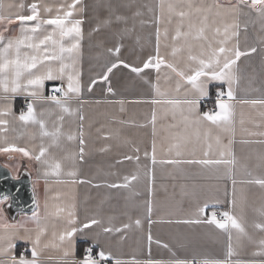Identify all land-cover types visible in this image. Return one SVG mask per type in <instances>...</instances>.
Returning a JSON list of instances; mask_svg holds the SVG:
<instances>
[{
  "label": "crops",
  "instance_id": "obj_1",
  "mask_svg": "<svg viewBox=\"0 0 264 264\" xmlns=\"http://www.w3.org/2000/svg\"><path fill=\"white\" fill-rule=\"evenodd\" d=\"M9 2L19 3L20 0H5V3ZM23 2L27 5L34 0ZM71 2L72 0H43V3L53 7ZM161 2L165 6L164 17L159 24L162 33L161 53L170 54L173 45L171 37L181 21L179 16L173 14L171 23H168V4L185 6L187 11L186 5L189 3H219L227 8L235 0H81L77 7H83L84 11L75 13L73 19L84 20V38L81 41L78 64L82 92L78 98L73 96L69 101V106L76 111L72 115L63 114V132L78 133L81 123L79 116H84L86 143L83 161L78 157L75 165L71 161H64L63 174L59 177L48 176L45 184L41 164L30 161L19 153L11 156L0 154V164L8 165L12 177L27 174L32 193L35 185V196L41 205L40 223L46 227L42 243L51 241L58 245L43 249L41 264H71L73 260L82 259L88 247H92L95 253L101 248L110 252L113 259L108 264H115L116 259L126 264H132L133 261L147 264L149 260L173 264L176 260L192 259L199 264H204L205 261L208 264H213L214 261H228L230 264H236L237 261L241 264L264 262V256L253 255L260 250L259 241L264 239V231L254 227L255 223L264 222V217L260 215V211L264 209V188L249 183L255 179H264V136L258 134L264 132V105L238 102L264 100V21L257 18L256 13L240 17V48L244 51L255 47L256 52L242 56L235 66L239 79L233 86L236 99L231 101L233 132L226 133L208 121L199 125L186 123L183 117L188 115L187 105L165 102L172 99L184 100L189 87L182 83L180 90L176 91L179 77L168 69L162 67L159 81L155 69H145L137 75L123 65L113 69L107 81L100 78L106 68L117 59L116 54L107 51L108 48L120 45L119 59L140 67L149 55L155 54L156 21L161 15ZM149 8L152 10L149 11ZM137 11L141 15L135 16ZM110 13L112 23L103 24L102 21ZM24 14H28L27 9ZM115 15H123L127 17V21L116 22ZM213 19H216L217 25L222 26V19L212 15L209 16V24ZM190 22L198 25V16L193 14L191 18L186 17L183 31L188 30ZM98 25L100 30L93 32ZM18 28V24L13 25V32H17ZM165 28L169 33L167 40L163 37ZM89 32H92L91 36ZM206 34L210 39L213 36L212 31ZM188 42L193 45V54H199V44L206 43L191 37ZM176 43L184 44V40ZM187 56L188 49L185 46L177 57L180 67H184ZM168 58L172 59L170 55ZM93 79L97 83L92 85V91H88ZM58 83L67 87L66 78L63 82L45 81L44 94L46 95L48 87ZM109 85L113 89L112 93L107 91ZM219 85L220 82L215 81L209 84L208 97H216ZM156 87H159L161 95H157ZM223 88L227 91V84ZM153 99L160 100L161 103L153 104ZM121 101L123 112L120 110ZM23 102H30L23 94L12 99L15 115L18 116L21 109L26 110L22 108ZM5 103L7 101L0 100V105ZM209 103L215 109V100L212 99ZM34 106L37 112L45 111L47 127L52 130L57 117L61 115L59 108L50 102L40 101L35 102ZM199 108L203 112L201 102ZM153 112L156 116L155 125L152 123ZM6 119L9 120L8 130L0 135L6 136L10 142L21 147H35L37 151L42 142L45 145L50 143V138L40 136L38 126L24 125L12 116ZM209 130L210 134L206 139L205 133ZM217 135L220 137V145L216 143ZM229 139L233 141L230 146L231 155L221 157L220 151L224 150L223 145H227ZM153 141L156 144L155 165L151 161ZM177 143L180 144L179 150L182 153L179 157L176 156L177 149L172 147ZM209 143L212 145L211 150L208 149ZM78 151V136L69 141L66 135L61 136L59 147L50 149L57 158ZM204 151H209L207 157L203 155ZM145 152L148 153L147 157ZM127 156H132L133 159H125ZM137 156L139 160L135 159ZM221 158L234 160V163L204 166L159 162L171 159ZM73 167L77 170V176H67L66 173ZM133 175L137 179L129 180L127 187H109L111 184H124V176ZM73 179L77 182L71 183ZM233 179L236 181L235 185L232 183ZM81 180L89 182L80 183ZM217 200L219 203H216ZM233 200L234 205L231 203ZM45 201L48 202L47 210L43 207ZM8 202L9 200L3 205V216L7 222L22 223L29 229L36 228L31 220L33 209L30 212L12 213ZM206 202L209 206L201 219L210 217L213 210L218 213V219L219 213L229 211L241 219L247 235H240L237 239L238 233L232 229V239L229 241L228 233L213 224L182 222L197 218L198 209ZM72 205L75 206L74 209L71 208ZM57 208H63L64 211L57 213ZM69 210L75 213L74 225L68 223ZM93 218L100 223L84 228ZM137 219L141 221L140 226L135 224ZM124 224H129L130 227L120 233L103 231L105 227L122 228ZM73 226L82 231H77L71 238L74 255L63 257V249L68 247V240L61 242L58 237L66 228ZM53 233L56 234L55 238ZM149 233L151 241L148 240ZM20 235H24L23 229L20 230ZM78 242L83 243L81 250L77 247ZM14 243V254L19 255L25 251L26 256L31 259L30 242L17 238ZM229 243L234 252L230 257ZM165 244L168 247H164ZM3 259L6 257L0 256V260Z\"/></svg>",
  "mask_w": 264,
  "mask_h": 264
},
{
  "label": "snow or ice",
  "instance_id": "obj_2",
  "mask_svg": "<svg viewBox=\"0 0 264 264\" xmlns=\"http://www.w3.org/2000/svg\"><path fill=\"white\" fill-rule=\"evenodd\" d=\"M81 4V0H72L71 3L60 4L56 7L43 3V0H34L30 4H25L23 0L19 3L9 2L5 3V0H0V100L7 101V103L0 105V133L7 132L9 120L8 116H12L14 119L20 121L24 125H36L39 128L40 136L50 138V143L45 145L43 142L37 149L29 147H21L17 144L10 142L6 136L0 135V154L12 155L15 153L22 154L23 157H27L30 161H35L41 164L44 168L43 175L45 177V184H47L48 176L59 177L63 174L64 161H71L75 165L77 157L83 161L85 155V133L83 131L84 116L81 114L79 119L81 121L78 133H64L63 132V120L64 115L74 114V109L69 106V101L75 97H79L82 92V84L80 80V71L78 68L79 57L81 55V41L84 38L83 24L84 20L73 19L75 13L84 11L83 7H77ZM164 4L161 2L160 9L161 15L157 17L156 28V46L155 54L149 55L146 60L143 61L142 67L133 66L119 59L121 46L117 45L115 48H108L109 53L117 55L115 62L111 63L106 68L100 77L104 81L108 80L109 74L118 65H123L125 68H130L133 73L137 75L144 72L145 69H155L157 72V81L160 79L159 73L162 67L170 70V73H174L179 79L176 83V91H179L181 84L185 83L189 87L185 92L184 100H167L166 103L179 105H187V116L183 119L188 124L199 125L204 121L211 122L221 132L232 133V116L233 105L231 101L236 99L234 84L238 81V76L235 72V66L242 56H247L250 53H255L256 48L242 51L239 43L240 36V17L250 16L251 13H256L257 18L264 21V0H235L234 3L227 8L223 7L219 3H213L210 5H194L189 3L185 6L167 5L168 10V23H171V16L173 14L180 17V24L177 25L175 34L171 37L173 45L171 53H161V29L159 24L164 17ZM15 9V11H13ZM27 9L28 14H24V10ZM248 9V11H245ZM152 9L149 8V11ZM193 14H196L199 19V24L189 23L188 30L183 31V21L186 17L191 18ZM135 16L141 15L139 11L134 13ZM220 17L222 19V26L217 25L216 19L212 20L209 24V16ZM230 20V22H225ZM116 22H126L127 17L123 15H115ZM103 24L108 25L112 23V14L110 13L108 18L102 21ZM146 23V21H141ZM19 25L18 31L13 32L12 26ZM245 30L247 25L245 24ZM100 30L99 25L94 28L93 32ZM212 31L213 36L210 39L206 32ZM11 33V34H9ZM92 32H89V36ZM168 29L163 31V37L165 40L168 38ZM197 41H204L206 43L199 44V54L192 53L193 45L189 43V38ZM184 40V44H177V41ZM185 46L188 49L187 61L184 63V67H180V60L177 59L178 54L184 51ZM165 47H168L165 44ZM171 56L170 60L168 56ZM67 80V87H54L51 95L44 94L45 81L60 80L63 82ZM167 79V75L165 76ZM220 82V85L216 89L215 109L200 111V102L203 98L210 95L209 84L211 82ZM147 82V81H146ZM97 83L96 79H93L88 86V91H92V85ZM227 84V91L224 90L223 85ZM109 93L113 92L112 87L109 85L107 88ZM157 95H161L159 87H156ZM19 94L25 95L30 100L26 104V110L21 109L19 115H15L13 112L12 99ZM71 94V95H70ZM227 97V99H225ZM50 102L55 104L61 115L57 117V122L53 124L52 130L47 127V121L45 119V111L41 110L37 112L35 108V102ZM101 101H96L100 103ZM241 104H260L264 105V100H240ZM83 103V101H81ZM121 112L124 111L123 102L121 101ZM153 104L161 103L160 100L153 99ZM155 112H153L152 123L155 125ZM243 123V121H241ZM210 134L205 133L207 139ZM254 135L257 133H253ZM264 136V132L258 133ZM67 140L71 141L79 138V151L78 153H70L62 158H57L50 152L53 147H59V141L61 136H65ZM197 135H199L197 133ZM232 139L228 140L227 145H223V149L220 151V156L231 155L230 146ZM247 142V141H245ZM217 145H220V137H216ZM172 147L176 148V156H181L182 153L179 150L180 144H174ZM212 145L208 144V149L211 150ZM138 152L139 149H136ZM144 155L147 157L148 153ZM203 155L207 157L209 151H204ZM125 159L132 160V156H127ZM139 160V157H135ZM152 164L157 163L156 159V144L153 141L152 144ZM160 163H169L179 165L181 163L186 164H201L204 166L209 165H229L234 163V160L228 159H190V160H161ZM8 167V165H5ZM69 177H76L77 170L73 167L66 173ZM18 176H13V179H18ZM124 184H111L109 187H127L129 180L137 179V176L131 177L124 176ZM69 182V181H62ZM76 183L75 179L70 181ZM80 183H86L89 181H79ZM233 185L236 181L233 179ZM249 183L258 184L261 188H264V179H255L249 181ZM227 194V193H225ZM9 200L7 194L0 195V256L6 257V259L0 260V264H41V254L43 249L49 246L58 247L55 243L49 241L48 243H42V236L46 233V227L42 226L40 215V202L35 196V185L33 190V203L34 208L31 214V220L36 224L35 229H29L24 227L22 223H9L3 216V205ZM216 203H219L217 200ZM235 204V200L231 202ZM208 203L206 202L203 207L198 209L197 218L188 219L182 221L188 224H213L216 228L228 233L229 241L232 239L231 230L234 229L238 233L237 239L240 235H247L245 228L241 222V219L229 211L218 213L212 211L210 217L201 219L208 209ZM44 209H48V202L45 201L43 205ZM74 205L71 206L74 209ZM63 208H57V213L63 212ZM149 213L151 212V206L149 203ZM68 223L69 225L75 224V213L73 210L68 211ZM260 215L264 217V209L260 211ZM180 222V221H178ZM100 223L97 219H91L89 224H85L83 227L88 228L90 225ZM137 226H140L141 221L137 219L135 221ZM129 224H124L121 227H105L104 232H116L120 233L123 229L129 228ZM255 228L264 231V222H257L254 225ZM23 229L24 235H20V230ZM77 231H82L73 226L66 228L58 237L63 242L68 240V247L63 249V257L74 255V248L72 246L71 238ZM34 233V235H33ZM54 238L56 234L53 233ZM22 239L31 243V259H29L24 253L19 255L14 254L15 248L14 241L16 239ZM148 240H152V236L149 233ZM260 250L254 252L253 255L264 256V239L259 241ZM164 247H168L167 244ZM27 251V250H26ZM85 255L80 260H73L71 264H108L113 259L110 252H106L101 248L98 252L93 254V248L88 247L85 249ZM234 254L231 243L228 246V256ZM51 259V257H49ZM115 264H126V262L119 259L115 260ZM132 264H138L133 261ZM147 264H161L159 261H147ZM173 264H199L195 259L192 260H176ZM204 264H208L207 261ZM213 264H230L228 261H214ZM236 264H241L237 261ZM249 264H255V262H249ZM264 264V262H261Z\"/></svg>",
  "mask_w": 264,
  "mask_h": 264
},
{
  "label": "water",
  "instance_id": "obj_3",
  "mask_svg": "<svg viewBox=\"0 0 264 264\" xmlns=\"http://www.w3.org/2000/svg\"><path fill=\"white\" fill-rule=\"evenodd\" d=\"M9 196L10 211L30 212L33 207V193L27 174L21 173L18 179H13L10 170L0 164V195Z\"/></svg>",
  "mask_w": 264,
  "mask_h": 264
},
{
  "label": "built area",
  "instance_id": "obj_4",
  "mask_svg": "<svg viewBox=\"0 0 264 264\" xmlns=\"http://www.w3.org/2000/svg\"><path fill=\"white\" fill-rule=\"evenodd\" d=\"M60 86H63V83H58V85H56V86L48 87L47 90H46V95H51V94L53 93V88H54V87H60ZM212 99L215 100L216 97H213V98L207 97V98H205V99H203V100L201 101V105H202V109H203V111L213 110V109H214V108L211 106V104L209 103ZM26 104H27V102H23V103H22V108H26ZM22 253H24L25 255H27L25 251H22ZM85 254H86V253H85ZM93 254H95L94 249H93Z\"/></svg>",
  "mask_w": 264,
  "mask_h": 264
},
{
  "label": "trees",
  "instance_id": "obj_5",
  "mask_svg": "<svg viewBox=\"0 0 264 264\" xmlns=\"http://www.w3.org/2000/svg\"><path fill=\"white\" fill-rule=\"evenodd\" d=\"M77 247H78V249H80V250H81V249H82V247H83V243H82V242H78V243H77Z\"/></svg>",
  "mask_w": 264,
  "mask_h": 264
}]
</instances>
